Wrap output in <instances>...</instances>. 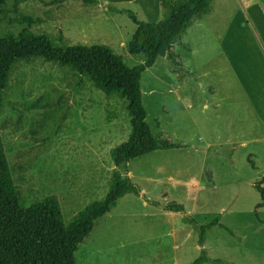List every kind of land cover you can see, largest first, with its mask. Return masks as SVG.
I'll return each instance as SVG.
<instances>
[{"label":"rangeland","instance_id":"rangeland-1","mask_svg":"<svg viewBox=\"0 0 264 264\" xmlns=\"http://www.w3.org/2000/svg\"><path fill=\"white\" fill-rule=\"evenodd\" d=\"M15 1L3 7L12 17ZM107 1L133 10L141 21L161 16L160 0L155 20L148 19L150 0ZM20 11L43 18L45 22L31 30L55 37L59 46L106 45L130 66L144 61L128 51L136 26L127 15L107 14L80 0H27ZM26 27L5 22L0 37L18 35ZM61 34L63 42L58 41ZM263 48L262 0H214L211 11L196 19L172 48L182 68L162 57L142 76L143 101L154 135L181 147L133 160L131 178L146 191L149 179H159L158 191L167 189V201L184 205L199 224L221 216L234 234L214 227L205 241L208 255L222 259L220 264H264V176H233L220 157L207 160L184 144L208 141L218 151L227 150L222 146L227 122L223 99L233 98L236 108L241 104L239 74L253 98L264 100ZM210 87L216 89L215 96ZM3 97L1 135L21 205L56 195L65 224L70 225L108 188L116 169L111 150L132 132L128 102L119 95L106 96L88 77L43 59L19 62ZM210 98L222 102V108L202 110ZM169 176L181 183L166 184ZM254 181L259 188L252 186ZM189 186L192 196L186 194ZM135 195H126L98 221L79 246L77 264H192L199 257L197 226L182 213L173 219L165 214L169 211L147 207Z\"/></svg>","mask_w":264,"mask_h":264},{"label":"trees","instance_id":"trees-1","mask_svg":"<svg viewBox=\"0 0 264 264\" xmlns=\"http://www.w3.org/2000/svg\"><path fill=\"white\" fill-rule=\"evenodd\" d=\"M9 1L0 0V27L5 22L27 27L18 35L0 37V112L12 69L21 61L33 59L68 67L88 77L106 96L119 95L128 102L132 132L126 141L111 150L112 161L121 171L115 169L113 172L112 185L106 197L86 207L68 226L56 195L28 207L21 205L0 127V264H77L79 246L92 233L97 221L116 207L118 200L126 194L142 195L128 175L129 163L158 150L181 147L167 138L154 135L143 101L142 76L159 57H165L175 68H182L172 48L196 19L211 11L214 0H160L161 16L153 22L141 21L133 10L108 7L114 13L127 15L136 25L128 51L145 59L135 66L128 65L120 54L106 45H57L55 37L31 30L45 21L20 11V4L27 0L15 1L13 17L3 8ZM80 1L88 6L98 4L97 0ZM63 40L61 34L58 41ZM165 209L182 213L190 224L198 227L201 251L192 264L224 262L210 258L205 248L207 233L214 227L234 234L222 224L221 216L207 224H199L186 213L184 205H169Z\"/></svg>","mask_w":264,"mask_h":264},{"label":"crops","instance_id":"crops-1","mask_svg":"<svg viewBox=\"0 0 264 264\" xmlns=\"http://www.w3.org/2000/svg\"><path fill=\"white\" fill-rule=\"evenodd\" d=\"M97 1H98V4L90 5V6H97L99 9H102L103 11H105V13L108 12L107 14H110L112 11H110L107 7L102 8L103 6L116 7V8H121V9L125 8V7H117V4L111 1H107V0H97ZM132 1H135V0H132ZM157 1L158 0H150V3L152 4L151 5L152 11L148 12L149 20L150 18L155 20L156 19L155 17L158 15ZM153 12H154V15H153ZM135 30L132 32V35L135 32ZM129 35L130 33H128V36ZM160 58L162 57H159L158 60ZM169 66L170 64H168L167 68L170 70L171 66L170 67ZM237 74H238V71H237ZM238 79L240 80L242 89L244 91L241 104L237 105V108H236L235 106L236 103L234 102L233 98L226 97L225 99H223V102H225V107H226L227 122H226V137H225V141L222 143V146H224L227 150L218 151L215 149L216 145L208 141L206 142L203 141L198 144H184V146L186 147V149L193 148L198 155H202L203 158L207 160L208 159H218L220 157V159H223V161L227 162V164L229 165L228 170L233 174V176H240V175L241 176L242 175L258 176V177L264 176V119H263L264 114L262 113V109H264L262 107V105L264 104L262 103L264 100L259 97L257 99H254L253 94L251 93L249 89V84L245 83L243 79L239 77V74H238ZM179 87L181 89L180 85ZM210 92L213 94L212 96H215L216 89H214V87H210ZM239 106L243 108L240 109ZM201 108L202 110H205V111H209L211 110V108L214 111H217L220 108H222V102H220L219 104L218 103L216 104V102H214L213 99L210 98L204 101ZM165 150H170V149H165ZM116 169L121 171L120 168H116ZM128 169H129L128 175L130 179L132 180L129 165H128ZM204 172L208 176L210 175L209 168H205ZM112 179H113V176H112ZM112 179L110 180L107 190L102 194L101 192H99V194L101 195L98 198L104 199L106 195L109 193L111 185H112ZM149 182L151 184L147 191L145 187H142V188L140 187L142 196H137L134 193H128V194H134L135 196L141 197L142 199H144L146 202L142 199L140 200L138 199V201H141L143 205H146L147 207L151 206L159 210L162 209L165 211H169L168 213H165V214H168V217H171L173 219L180 218V215L178 214L179 212H174V211L165 209L167 206L174 205L175 203H171L167 201L166 198L169 196V193H167V189L162 187L161 192L158 191V189L160 188V183H161L160 180L159 179H149ZM164 182L166 184H169L170 182L175 183V184L181 183V181L173 178L172 176H169V178L165 180ZM256 183L257 182L254 181L253 183L254 185L252 186L259 188V185H255ZM260 190L263 191V188H260ZM186 194L188 196L193 195V190L190 188V186L186 188ZM124 197L118 200L116 207H114L113 209L117 208L120 200H122ZM160 198H163V201ZM96 201H100V200H96ZM96 201L89 203L88 205L85 206L84 209H86V207H88L90 204ZM178 205H182V204H178ZM113 209L106 215L112 213ZM78 214L76 215V217L78 216ZM103 217H101L100 219H102ZM98 221L96 223V226L98 224Z\"/></svg>","mask_w":264,"mask_h":264}]
</instances>
